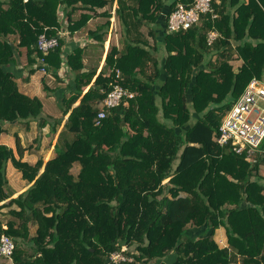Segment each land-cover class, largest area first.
<instances>
[{
	"label": "trees",
	"instance_id": "trees-1",
	"mask_svg": "<svg viewBox=\"0 0 264 264\" xmlns=\"http://www.w3.org/2000/svg\"><path fill=\"white\" fill-rule=\"evenodd\" d=\"M193 2L118 0L125 51L110 49L109 72L104 67L97 76L74 64L80 50L68 57L74 85L62 101V115L70 113L55 156L32 166L0 143V203L11 195L8 162L33 183L0 205V237L16 244L11 261L0 256V264H114L111 255L123 247L132 262L122 264H264V142L249 159L216 141L249 83L264 80V0H212V12L198 24L167 31L159 45L154 27L162 14L167 23L180 4ZM109 3L0 0V136L5 123L38 121L41 129L49 118L42 102L22 94L5 70L17 48H27L30 61L42 57L38 36H57L60 6L70 19L77 10L96 13ZM89 19L82 15L80 27ZM108 27L109 21L101 31ZM210 31L218 33L211 44ZM157 46L162 58L152 54ZM45 60L57 71L59 47ZM237 60L242 64L234 70ZM115 85L133 97L97 124V106ZM202 227L197 238L186 234ZM221 227L225 248L214 240Z\"/></svg>",
	"mask_w": 264,
	"mask_h": 264
},
{
	"label": "crops",
	"instance_id": "crops-1",
	"mask_svg": "<svg viewBox=\"0 0 264 264\" xmlns=\"http://www.w3.org/2000/svg\"><path fill=\"white\" fill-rule=\"evenodd\" d=\"M108 1L110 3L105 8L97 10L96 13L77 10L70 15V19L65 17L64 6L59 7L60 28L55 29V32L59 38L61 66L57 71L54 72L52 66L48 64L46 72H43L37 54L32 55V61H30L27 48H17L14 62L9 64L5 70L13 75L18 90L22 94L29 97H37L42 102L43 115L45 119L49 118L45 120L41 129L38 126V121L30 122L28 125L23 122L4 124V133L0 136V143L10 147L16 159H21L32 166L39 159H42L45 165L48 160L55 156V146L60 135L67 134L63 129L70 111L66 115H62V101L68 92L67 88L74 85L75 76V72L67 64L68 57L80 50L81 56L75 60L74 64L78 65L82 63L84 68L81 72L96 71L97 76L104 67L105 73L109 72L106 66V57L110 49L116 48L119 52L125 51L126 43L122 36V28L117 14L118 0ZM244 1L246 2L247 0ZM229 10L230 12L232 11L231 8ZM105 13H108L109 17L105 16ZM82 15H88L90 19L84 26L80 27L81 23L79 21ZM108 21V29L104 28L101 31V27ZM154 29L158 44H162L165 33L168 31L165 13L159 18ZM146 31L147 29L143 30L145 33ZM97 35L102 38H97ZM11 40H15L14 37ZM149 41L151 45L154 44L151 39ZM158 46L156 50L152 51V54L153 56L162 58L164 52ZM241 64L242 61L240 60L232 62L234 70H237ZM160 78L164 79L165 76L162 74ZM45 87H47L48 91ZM87 90L88 88L84 90L83 94ZM79 103L80 100L72 108L78 106ZM97 108L99 109V105ZM15 136L20 141L19 150L16 147ZM19 151L21 152V157L18 154ZM263 168L264 165H261L259 171ZM79 169L80 166L75 164L72 172L77 174ZM42 171L43 168L40 170V173ZM6 177L11 195L0 205L17 198L33 184H29L24 180L22 174L14 168L11 162L7 164ZM168 181L169 179L165 180L164 183ZM8 210V208H4L1 213L7 214ZM205 229L206 227H202L201 229L189 228L186 234L191 238H197V236L204 233ZM31 231L34 232L35 228L31 227ZM214 240L220 248L227 246L226 241L225 244L220 245V243L222 244L226 240L225 231L222 227L215 230ZM174 257V254L170 256L172 260Z\"/></svg>",
	"mask_w": 264,
	"mask_h": 264
},
{
	"label": "built area",
	"instance_id": "built-area-1",
	"mask_svg": "<svg viewBox=\"0 0 264 264\" xmlns=\"http://www.w3.org/2000/svg\"><path fill=\"white\" fill-rule=\"evenodd\" d=\"M210 12H212V0H194L191 4H180L167 19L168 31L172 33L187 31L199 23L201 15ZM217 37V32L210 31L208 43L211 44ZM58 47V36L49 37L46 31L38 36L37 49L42 55L38 59L43 72L47 70L45 57ZM124 97L132 98L133 94L115 85L99 104L96 123L99 124L105 119ZM216 141L221 147L231 145L230 148L235 154H245L249 159L259 151L264 142V80L253 79L249 83L223 119ZM15 249L16 244L13 239L7 235L0 237V256L11 261ZM126 250L127 248L123 247L120 252L113 253L112 262L114 264L132 262V258L125 255Z\"/></svg>",
	"mask_w": 264,
	"mask_h": 264
},
{
	"label": "rangeland",
	"instance_id": "rangeland-1",
	"mask_svg": "<svg viewBox=\"0 0 264 264\" xmlns=\"http://www.w3.org/2000/svg\"><path fill=\"white\" fill-rule=\"evenodd\" d=\"M259 175L262 177V178H264V168L263 169H261L260 171H259ZM225 239L226 240H224V243H220V245H223V244H225V241H226V244H227V238H226V235H225Z\"/></svg>",
	"mask_w": 264,
	"mask_h": 264
}]
</instances>
